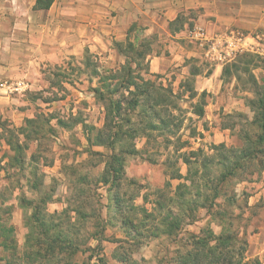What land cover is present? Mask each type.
Segmentation results:
<instances>
[{
    "label": "crops",
    "instance_id": "crops-1",
    "mask_svg": "<svg viewBox=\"0 0 264 264\" xmlns=\"http://www.w3.org/2000/svg\"><path fill=\"white\" fill-rule=\"evenodd\" d=\"M35 3L36 0H0V189L9 184L8 176L5 175V165L9 159L7 155L12 153L6 141L7 132L4 125L17 128L25 125L26 119L34 117L39 111L54 113L53 110L62 99L45 102L39 96L34 98V94L45 91L46 88L54 89L46 78L47 68L62 66L70 58L82 59L86 49L109 68H116L124 62V56L114 43L124 42L128 36L132 40L150 44V52L146 57L149 64L146 77L162 82L165 86L171 85L175 93H189L184 82L187 79H194L196 98L201 93H206L204 116L201 118L197 116L198 124L194 126L197 136L188 132V138L194 139L196 148H199L200 141L207 149L211 144L222 142L235 146L242 144L236 130H231L228 124L224 123V117L235 112L248 115L252 110L247 105L246 98L253 97L254 92L250 88L251 84L249 87L241 85L243 76L248 77L247 72L238 70L242 77L240 79L234 68L228 76L223 75V69L232 63L241 67L246 64L239 60L240 56L225 65L210 63L204 58L202 50L186 37L188 24L185 23L184 28L180 30L172 31L170 22L183 12L185 15H191L190 19L194 20V24L205 27L210 33L237 28L250 34L255 32L264 34V0H55L49 9H35ZM255 58L249 66L261 83L264 80V68L259 64V57ZM18 79L29 84L24 92L10 94L1 84L3 81ZM76 91L80 95L84 93L81 90ZM52 123L58 131L56 135L51 136L54 143L52 147L54 160L51 163H44L41 169L44 173V184L47 186L48 179H55L66 187L60 193L52 188L53 198L47 204L50 213L60 212L66 208L69 204L68 199L78 187V175L72 176L66 169L75 168L77 164L88 160L94 152L98 154L102 152L97 151L102 150L100 145H93L91 149L78 148L74 150L75 155H71L72 153L69 155L66 144L70 130L58 126L56 118L52 119ZM97 127L102 126L98 124ZM146 135L142 136L143 142L140 146L146 142ZM20 140H24L23 135H20ZM32 141L35 150L31 155L36 153L39 144L36 140ZM140 146L135 145L136 153L130 154L135 155V159L126 157L124 173L131 180L150 181L148 182L150 188L146 186L140 197L132 199V204L134 207H145L149 204L150 209H153L157 207L159 199V193L156 194L157 197L152 193L154 188L157 192L167 189L170 195L174 196L178 185L185 180L170 175L162 162L141 159ZM29 148L27 159L31 157L28 155ZM102 163L104 171L106 160ZM186 171L187 166L184 165L179 172L185 175ZM29 180L27 179L25 187L32 191ZM98 184L100 185L98 190L104 191L101 196L106 200L101 218L104 221L111 218L115 222L110 234H115L116 239L114 242H107L114 244L111 254H108L109 260L123 264L124 262L118 260L114 253L124 242L125 239L122 237L135 233L133 225L143 217L122 213L126 210L124 193L121 191L124 207L121 206L120 211L109 212L108 184L101 181H98ZM238 185L248 192L249 206L264 203V170L260 177L240 182ZM24 208L19 198L18 212H22ZM108 232L109 228L106 227L104 235L108 236ZM18 234L16 231V236ZM25 239L23 237L18 241L19 247ZM248 241L246 252L248 258H258L261 264H264V216L259 223L248 228ZM96 242L98 244L99 240L96 239ZM102 242L105 243L106 240Z\"/></svg>",
    "mask_w": 264,
    "mask_h": 264
},
{
    "label": "trees",
    "instance_id": "trees-1",
    "mask_svg": "<svg viewBox=\"0 0 264 264\" xmlns=\"http://www.w3.org/2000/svg\"><path fill=\"white\" fill-rule=\"evenodd\" d=\"M54 2L55 0H36L35 9H49ZM190 17L191 15L180 13L175 20L170 22V28L172 31L180 30L184 28L185 23L188 26H193L194 22ZM114 44L118 51L124 55L125 62L120 69H107L105 71L95 69L94 74L98 76L100 84L93 87L92 90L96 99L104 103L105 122L102 128L93 127L97 131L95 138H92L91 135L87 137L90 146L107 145L112 149L106 160L105 169L98 180L108 184L109 212L121 210L120 188L125 178L124 164L127 155L135 154L136 149L133 146L128 150L126 148L118 152L114 150L113 144L121 138L123 124L121 121L115 122L118 130L112 131V129L110 130L111 126L107 123L108 119L112 115L130 122V119H126L122 115V111H136L141 107L140 114L147 113L149 116L146 129L159 130L169 127V120L162 117L160 111L169 110L170 106H172L171 108H177L178 106L174 103L177 92L173 91L171 85L165 86L162 82L156 83V80L145 75L149 71V64L145 61L147 54L150 52L149 43L145 41L138 42L128 36L126 41L115 42ZM86 52L89 53L88 50ZM239 56V60L246 65L242 67L236 63L226 65L223 69V75H230L232 68H234L237 77L241 79L238 70L241 69L247 72V82L252 84L254 96L247 97L246 102L254 113L253 117L250 118L243 112L226 115L230 120L236 119V121L228 122V128L235 131L236 125H240V128L235 132L242 142L241 145H228L224 142L211 144L209 150L212 153L197 148L190 150L184 156L183 160L188 166L187 173L185 175H182L179 171L174 173V176L185 180L178 185L177 193L179 194L176 193L177 196L175 199H171L172 201L169 204L159 197L155 208L157 212L162 214L161 223L165 226L163 233L167 236L180 237L181 241L180 245L174 250V254L163 260L162 264H261L258 258H248L246 255L249 246L248 224L245 223L231 230V223L236 218H240L241 221L245 218L244 209L236 205L237 198L241 197L246 207H251L248 204V192L243 190L241 194H238L231 186L238 185L243 181H252L260 177L264 170V80L259 83L250 70L249 64L255 61L257 55L243 53ZM114 80H116V83H112ZM193 83L194 79H187L184 82L186 89L189 90L190 100L197 96ZM114 94H119V97H114ZM205 96V92L201 93L197 97L199 100L192 104V113L200 118L205 113ZM59 98L55 94L52 98H42V100L48 102ZM75 116L71 114L66 118L54 113L39 111L34 117L27 118L25 125L21 127H7L4 125L7 132L6 141L12 150V153L7 155L9 159L5 165L6 172L8 169H13V172L24 173L27 164H30L27 159V149L30 141L36 140L39 143L36 153L31 155L32 158H36L37 152L41 150V140H50L52 135L57 134L58 130L52 123V119L56 118L58 126L72 130L80 122L75 120ZM134 130L129 129L127 132L131 134V131ZM105 131L111 132V141L109 142L104 138ZM191 134L196 133L194 131ZM20 135L24 136L23 141L20 140ZM38 166L34 163L29 172L30 188L36 195L33 198H28L25 195L20 197L21 206L31 209L29 216L31 225L26 233L22 250L19 248L15 226L9 218L7 221L0 216V264H18L17 261L22 260V258H25L23 264H72V257L80 249L81 242L77 241L79 228L76 224L77 222H83L84 224L90 222L89 213L82 211L88 205L87 199L90 191L88 186L90 182L86 177L77 179L78 187L76 188L78 190L75 191V195L71 196L72 198L68 200V203H73L75 200L78 202L77 197L84 196L85 199L79 204H75V207L68 204L62 211L50 213L47 210V204L53 198L52 192L54 189L44 184V173ZM6 176H9V173ZM79 184L83 187H79ZM192 187L196 189L194 196L197 199L195 200L186 198V193L189 194ZM185 188L186 191H181ZM219 199L223 202L228 200V210L225 207L223 208L222 204L219 213L220 216H223L228 212V231L216 234L210 226H205L201 228L199 233L186 232L188 237L182 242L184 240V238H181L183 227L178 215L185 213L187 208L190 216L192 211H196L199 207L206 208L208 211L214 206L218 207L220 205L218 203ZM173 201L175 205L172 204ZM193 205H195L194 209L191 207ZM133 208L136 209L137 207ZM11 210L12 207L10 206L9 211L11 212ZM98 210L100 213L95 217V226L98 228L95 229L96 231L90 232L82 244L86 246L85 250L95 253L98 262L106 264V258L98 253L102 248L105 230L104 220L101 218L102 208ZM141 210L147 211L143 206ZM235 210H239L238 214L235 213ZM72 212L74 214L71 215ZM153 216L152 220L157 218L154 214ZM158 216L160 217V215ZM193 218L194 216L190 221H194ZM157 219L160 220V218ZM221 220H224V218L221 217ZM132 224H134L133 221ZM146 225L145 218L140 219L137 224L133 225L135 233H132L131 236L136 237L138 234H142L138 228ZM159 229V227L154 226L153 234L157 235ZM93 238L99 240V243L95 246L88 245V242ZM92 256L90 254L89 258H92ZM114 256L125 264H140L138 261L129 260L126 255L124 256L117 251H115Z\"/></svg>",
    "mask_w": 264,
    "mask_h": 264
},
{
    "label": "rangeland",
    "instance_id": "rangeland-1",
    "mask_svg": "<svg viewBox=\"0 0 264 264\" xmlns=\"http://www.w3.org/2000/svg\"><path fill=\"white\" fill-rule=\"evenodd\" d=\"M188 14L191 13L188 12ZM192 21L194 22V20ZM87 50L88 49L85 50L84 58L82 59L70 58L67 59L65 63L62 64V66L47 68V72L45 75L46 78L54 86V89L46 88L45 91L42 90L38 94H34V98H37L39 96L41 100L42 98H52L56 94L57 97H60L62 99H60V102L57 103L56 109L53 110L54 113H57L64 117H69L72 113H74V115H76L75 120L80 121L74 126L72 130H70L69 136L67 138L66 147L68 148L69 152L67 153L69 155L70 153H72L71 155H75L76 152L74 150H78V148L85 149L87 147L91 149L92 146L88 144L87 137L91 135L92 138H95L97 131L93 127H97L98 124L103 127L105 122L104 103L96 99L95 93L92 90L93 87H96L100 84L98 76L94 74L95 69L99 68L101 71H105L107 69H120L121 65L125 62L124 57V62L120 63L118 67L116 66V68H109L106 64L102 63L99 58H96L95 54L86 52ZM258 61L260 62L259 64H261V66L264 68V63L260 58H258ZM243 77L244 78L241 80V85L249 87V84L251 83L247 82L246 76ZM112 83H116V80L112 81ZM156 83L160 82L157 81ZM250 88L253 90L252 84ZM76 90L84 91V93L80 95ZM188 95L189 93L177 92V97L174 101V103L178 105L177 108H171L172 106H170L169 110L166 109L160 111L161 116L169 120V127H165L163 129L147 130L146 127L149 116L147 113H145L144 115L140 114L141 107H139L136 111H122V115L126 117V119H130V122H127L125 119L122 120L118 116L113 117L111 115L107 122L111 126L110 130H118V126H115V122L121 121V123L123 124V128L121 130V138L115 141V143L113 144L114 150L118 152L123 148H126L128 150L135 145L140 146L143 142L142 136L144 134H147L146 142L144 143V145L140 146L142 147V151H140L139 153L140 158H148L150 162H162L168 168L169 174L174 176V173L180 171V169L184 167V165L187 166V164L183 160L184 156L187 155L190 150L197 149L194 139L192 140L188 138V132L192 133L195 131L196 134H194V136H197L195 124H198L199 118H197V116L192 113V104L196 102V100H199V98L190 100ZM114 97H119V94H114ZM73 108L75 109L72 110ZM253 114V111L248 112L250 118L253 117ZM85 120H87L88 122H85ZM233 120L228 119V116L224 117V123L226 124H228V122H232ZM234 121H236V119ZM239 128L240 125H236V130H238ZM129 129H135L134 131H131L132 135L130 133L128 134L127 131H129ZM110 134L111 132L105 131L104 138L107 142L111 141ZM41 142V150L37 152V157H30V159H28V163H35L39 165L38 167L40 169L43 168L44 163H51L54 160V154L52 151V147L54 146L53 141L51 139H46L43 141L41 140ZM203 144L204 143L200 141L199 148L204 149V151L208 153L211 152V150L207 149L205 146H203ZM100 148L102 150H97L98 152L102 151L99 154L97 152H94L88 160L77 164L75 168L68 167L66 169L67 172H69V174H71L72 176L76 174L80 179H82V177H86L88 179V182H90L88 186L90 187V191L88 192L89 197L87 199L88 205L83 208L82 211L84 210L86 213H89L91 219L88 223L84 224L83 222H77L76 224L77 228H79L77 241L81 242V246L79 247V251L72 257V264H101L100 262H98L95 253L93 254V251L85 250L86 246H83L82 244V242L87 239V235L90 232L96 231L95 229L98 228L95 226V217L98 213H100L98 209L104 208V203H106L104 197L101 196V193H104V191L102 190L101 192V190H98L100 187V185L98 184V180L101 177V173L103 171L102 162L103 160L108 159V156L110 155L112 149L107 145H101ZM34 150V143L33 141H30L28 155H31ZM127 156L131 157V159L136 158L135 155ZM30 164H27V168L24 173H17L13 172V169H8L5 175H8L9 173V184L0 189V216L5 220L9 218L10 222L13 223L16 231L19 233L17 236L18 241L20 239H23V237L25 238V234L27 233L28 229H30L31 225V221L29 219L31 209L25 207L22 212H18L17 209L19 198L21 196L25 195L28 198H33L35 196L34 193L30 191V189L25 187L27 179H30L29 177H26L29 176V172L33 165ZM148 182L150 183V181L146 179L144 181H142L141 179L131 180L125 174V178L123 179V183L120 188L121 192L124 193L123 200L125 201L124 205L126 210V212L123 211L122 213H128L133 216L137 214L139 217H143L142 219L145 218L147 225L140 226L138 228L142 234H138L136 237L128 235H126L125 238L122 237V239L125 240L116 249V251L124 256L126 255L129 260L138 261V263L140 264H162L163 260L168 259L174 254V250L178 247V245H180L181 241L180 237L167 236L163 233V228L165 226L163 225V223H161L162 214L157 212L155 208L150 209L151 205L146 204V212L141 210L142 206H137L136 209L133 208L134 205L132 204V199L138 196L140 197V195H142V191H144V188L146 186L150 188L151 185H149ZM198 183L200 182L198 181ZM80 186L81 184H79V187ZM47 187L55 188L56 192L60 193L64 190L66 185L62 186V183H60L59 181H56L55 179H48ZM231 188L235 189L238 194H241V192L243 191L241 189V186L239 185L231 186ZM77 190L78 189L76 188L75 191ZM75 191L72 192L71 196L75 195ZM181 191H186V188L182 189ZM195 192L196 189L192 187L191 192H189V194L186 193V198L194 200L197 199L196 196H194ZM152 193L153 195L159 193L158 197H160L162 201H165L168 204L170 203V201H172L171 199H175L177 194H179L177 193L174 196H171L169 190L165 189L161 190V192H157L156 188L152 190ZM150 196L153 197L152 195ZM71 198L72 197H70L69 199ZM77 199L78 202L77 200H71L73 201V203L70 202L69 205L75 207V204H79L85 198L84 196H80L77 197ZM237 199L238 200L236 202V205H239L242 209H244L245 218L243 219V221H241L240 218H236L231 223V230L236 229L240 227V225H243L245 223L248 224V228H252L256 223H259L264 216V203L261 202L253 207L247 208L241 197H238ZM218 201L220 205L218 207L214 206L211 209L209 208L210 210L208 211L206 210V208L199 207L196 211H192V215L190 216V213L188 212L189 210L187 208L188 211L185 210V213H181L178 215L183 227L181 238H184V240H182V242L185 241V239L188 237L186 232L193 231L199 233L201 228L205 226H210V228L216 234L222 233V231H228V212L223 216H220L219 214L222 204L223 208L225 207L228 210V200H225L223 202V200L219 199ZM172 204L175 205L174 201L172 202ZM124 205L122 206L124 207ZM10 206L12 207L11 212L9 211ZM194 206L195 205L191 207L193 208ZM238 212L239 210H235L236 214H238ZM72 214L74 213L72 212L71 215ZM153 214L157 216V218H160V220H157V218L152 220V218L154 217ZM158 215H160V217ZM193 216L194 221H190ZM221 217H223L224 220H221ZM103 223L105 228H109V234L108 236L103 235L102 240H106V242H102V248L98 251V253H100L101 256L107 258L106 264H116L113 260H109L108 256V254H111L114 244L107 243L108 241L114 242L113 240L116 239L115 234H110V230L113 229V224L115 222L110 218L106 221H103ZM154 226L160 228L157 235L153 234L152 230ZM88 243V245L91 246L97 245L96 239L94 238L91 239ZM23 247L24 243L22 242L19 248L22 250ZM90 254L93 255L92 258H89ZM24 259L25 258H22V260L17 261V263L21 264L22 262H24Z\"/></svg>",
    "mask_w": 264,
    "mask_h": 264
},
{
    "label": "built area",
    "instance_id": "built-area-1",
    "mask_svg": "<svg viewBox=\"0 0 264 264\" xmlns=\"http://www.w3.org/2000/svg\"><path fill=\"white\" fill-rule=\"evenodd\" d=\"M186 37L194 42L210 63L225 65L247 52L256 54L264 63V34L260 32L246 33L241 29L231 28L210 33L198 24L186 29ZM8 93L24 92L29 84L24 80L3 81Z\"/></svg>",
    "mask_w": 264,
    "mask_h": 264
}]
</instances>
